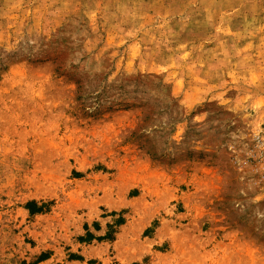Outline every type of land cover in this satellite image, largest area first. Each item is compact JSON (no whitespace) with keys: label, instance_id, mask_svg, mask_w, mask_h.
<instances>
[{"label":"rangeland","instance_id":"1","mask_svg":"<svg viewBox=\"0 0 264 264\" xmlns=\"http://www.w3.org/2000/svg\"><path fill=\"white\" fill-rule=\"evenodd\" d=\"M0 264H264V0H0Z\"/></svg>","mask_w":264,"mask_h":264},{"label":"trees","instance_id":"2","mask_svg":"<svg viewBox=\"0 0 264 264\" xmlns=\"http://www.w3.org/2000/svg\"><path fill=\"white\" fill-rule=\"evenodd\" d=\"M26 207L29 210L30 214H33L34 212L40 211V208H41L39 206H36V204H33L32 202L27 203ZM42 257H44V255H42Z\"/></svg>","mask_w":264,"mask_h":264}]
</instances>
